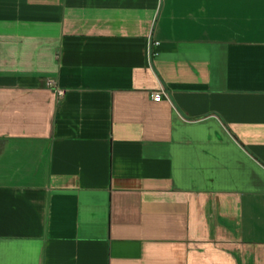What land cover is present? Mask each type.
<instances>
[{
  "label": "crops",
  "instance_id": "0c3cea01",
  "mask_svg": "<svg viewBox=\"0 0 264 264\" xmlns=\"http://www.w3.org/2000/svg\"><path fill=\"white\" fill-rule=\"evenodd\" d=\"M0 264H264V0H0Z\"/></svg>",
  "mask_w": 264,
  "mask_h": 264
},
{
  "label": "built area",
  "instance_id": "2783aa9c",
  "mask_svg": "<svg viewBox=\"0 0 264 264\" xmlns=\"http://www.w3.org/2000/svg\"><path fill=\"white\" fill-rule=\"evenodd\" d=\"M154 45H157L158 44V41H154L153 42ZM47 84L51 87V88H54V91L56 92V94L58 95H62L63 94V90L58 88L56 85H55V82L53 80H48ZM164 97H166V94L165 92L159 88L157 90H154L151 92V98L154 100V101H160L161 99H163Z\"/></svg>",
  "mask_w": 264,
  "mask_h": 264
}]
</instances>
